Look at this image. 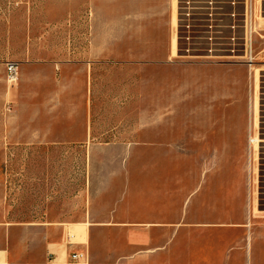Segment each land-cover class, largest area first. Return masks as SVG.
Returning a JSON list of instances; mask_svg holds the SVG:
<instances>
[{
	"label": "rangeland",
	"instance_id": "rangeland-1",
	"mask_svg": "<svg viewBox=\"0 0 264 264\" xmlns=\"http://www.w3.org/2000/svg\"><path fill=\"white\" fill-rule=\"evenodd\" d=\"M222 6L215 50L181 0H0V229L19 253L49 231L120 253L142 169L179 209L203 182L210 221L264 235V0Z\"/></svg>",
	"mask_w": 264,
	"mask_h": 264
},
{
	"label": "crops",
	"instance_id": "crops-1",
	"mask_svg": "<svg viewBox=\"0 0 264 264\" xmlns=\"http://www.w3.org/2000/svg\"><path fill=\"white\" fill-rule=\"evenodd\" d=\"M146 170L128 172L127 188L114 210L119 216L120 253L113 250L102 262L97 259V239L69 247L65 238L57 240L50 231L39 246L26 237L19 253L0 229V264H80L72 261L74 252H88L92 264H264V235L250 230L248 236H240L244 224L209 220L207 206L199 201L203 182L179 209L167 188L158 189L159 172ZM106 220L97 221L96 227L110 228Z\"/></svg>",
	"mask_w": 264,
	"mask_h": 264
},
{
	"label": "bare ground",
	"instance_id": "bare-ground-1",
	"mask_svg": "<svg viewBox=\"0 0 264 264\" xmlns=\"http://www.w3.org/2000/svg\"><path fill=\"white\" fill-rule=\"evenodd\" d=\"M217 2L219 3V0H181V16H180L181 25L183 28L182 30L184 34H188V36L200 35L199 36L200 38L201 36H203V39H201L202 42L203 40L204 41L210 40L211 48H214L215 50L217 48H222L225 45V43L223 44L219 43L220 42L219 37L222 35V29H223L222 26L223 21L220 20V18L223 15L222 14L223 11L218 8L219 4ZM174 20L176 21V17ZM237 23H239L240 26L241 24L240 21H238ZM194 41L195 40L193 39L190 40V43L188 44L189 48H193L194 46H196V44L192 45ZM232 41L233 43L231 45L233 46V48L240 47L241 43L239 38L236 37ZM175 48H176V38L174 39V49ZM257 141L263 142L264 140L257 139Z\"/></svg>",
	"mask_w": 264,
	"mask_h": 264
},
{
	"label": "built area",
	"instance_id": "built-area-1",
	"mask_svg": "<svg viewBox=\"0 0 264 264\" xmlns=\"http://www.w3.org/2000/svg\"><path fill=\"white\" fill-rule=\"evenodd\" d=\"M237 1H243L246 4L249 3V0H237ZM224 2H227V0H219V3L217 2L219 4L218 8L221 9L222 11H223L222 5L224 4ZM14 68L15 66L13 64L10 65L11 71H13ZM71 259L72 261L80 264H89V260H90L88 252H79V253L74 252L71 254Z\"/></svg>",
	"mask_w": 264,
	"mask_h": 264
}]
</instances>
